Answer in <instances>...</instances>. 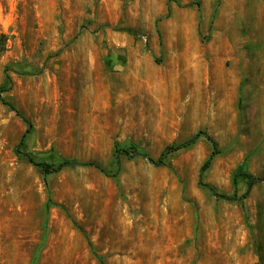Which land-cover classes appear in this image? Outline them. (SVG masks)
Listing matches in <instances>:
<instances>
[{"label": "rangeland", "instance_id": "rangeland-1", "mask_svg": "<svg viewBox=\"0 0 264 264\" xmlns=\"http://www.w3.org/2000/svg\"><path fill=\"white\" fill-rule=\"evenodd\" d=\"M100 259L264 264V0H0V264Z\"/></svg>", "mask_w": 264, "mask_h": 264}, {"label": "trees", "instance_id": "trees-1", "mask_svg": "<svg viewBox=\"0 0 264 264\" xmlns=\"http://www.w3.org/2000/svg\"><path fill=\"white\" fill-rule=\"evenodd\" d=\"M128 32L131 33H135L133 30H127ZM5 105H7L12 111L16 112L18 114L19 117H21L25 122H27L26 118L22 115V113L15 107V105L3 101ZM29 133V131H27L26 135ZM26 135H24L19 148H21L24 144V140L26 138ZM206 138L212 147V154L211 156L207 159V161L205 162L202 171L206 172L212 165L213 160L220 156L221 154L224 153V151L222 149H220L219 144L208 134L205 133H200L197 136L185 141V142H181V143H174L171 146H168L164 153L162 154L160 160H164V158L166 156L172 155V154H176L179 152H183V151H187L190 150L191 148H193L202 138ZM133 152H137L135 147L132 148H125V149H118L116 151V159L117 162L120 164V157L124 156V155H130ZM28 161L33 164L35 167L39 168L45 175H52V174H56L61 172L66 166H68L69 163H61L59 165H55V164H50V163H46V162H38L35 159H33L30 156H27ZM87 166L89 167H94L98 170H100L103 173H106L105 169L103 167H101L99 164L97 163H89L87 164ZM107 174V173H106ZM241 177L245 179V181H241ZM260 182L259 179H257L256 177H254L251 174H245V173H241L239 175H237V177L235 178V186H236V191L233 195V197H229L227 195H222L219 194L215 191V189L207 184H204L201 181V186H204L205 188H207L215 197L219 198V199H223V200H227V201H232V202H240L242 203L245 199L248 198L251 190L254 188V186H256L258 183ZM51 204H53V206L55 207H60L62 209H64V207H62L61 205H58L56 203H53L52 201L50 202ZM50 206V204H49ZM48 206V207H49ZM47 207V208H48ZM65 210V209H64ZM100 264H105V262L100 259Z\"/></svg>", "mask_w": 264, "mask_h": 264}, {"label": "water", "instance_id": "water-1", "mask_svg": "<svg viewBox=\"0 0 264 264\" xmlns=\"http://www.w3.org/2000/svg\"><path fill=\"white\" fill-rule=\"evenodd\" d=\"M139 155H141V154H139ZM141 156L145 157V155H141ZM72 166L75 167V166H77V164L74 163V164H72Z\"/></svg>", "mask_w": 264, "mask_h": 264}]
</instances>
